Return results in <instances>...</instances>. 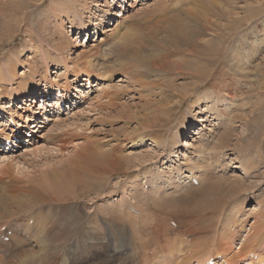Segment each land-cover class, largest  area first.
<instances>
[{
    "label": "rangeland",
    "instance_id": "1",
    "mask_svg": "<svg viewBox=\"0 0 264 264\" xmlns=\"http://www.w3.org/2000/svg\"><path fill=\"white\" fill-rule=\"evenodd\" d=\"M151 10L157 12L151 14ZM175 18L191 21L190 28L196 30L191 46L197 42L202 44L197 47L198 51L189 50L185 56L176 54L172 59L185 57L179 60L189 62L187 66L192 67L191 61L206 59L201 54L212 48L217 50L213 62L209 63L212 72L189 76L188 69L182 73L173 69L163 75L147 77L144 80L151 83L141 86L130 75L133 73L130 69L120 68L119 59L122 58L119 54L100 53L94 60L96 66L91 67L94 69L92 77L86 78L89 67L81 62L90 61L91 57L80 59V56L90 51L97 37L101 36L98 40L103 38L102 42L105 38L112 39V31L105 29L127 24L130 32L136 33L146 31L154 22L169 29ZM70 21L83 32L74 31V37L67 34H72ZM55 31L63 37L66 35L62 51L55 46L56 41L63 40L52 35ZM262 34L264 0H0V86L4 83L8 88L6 93L0 88V118L4 115V119L10 118L15 126L24 127L17 148L6 153L8 160L0 162V171L5 170L0 173V179L14 176L21 185L36 187L39 182L52 185L50 172L54 170L66 178L64 171L69 164L66 191L56 201H41L28 195L22 212L18 211L21 208L18 204H7L10 201L4 198V183L0 180V264H35L40 260L43 264L44 255H49L51 264H178L184 260L178 248H188L179 238L189 241L196 234L184 233L186 224L180 222L177 215L162 213L150 200L156 196L152 193L158 188L159 197L179 202L178 198L203 182L202 164H209L213 175L224 177L225 184L240 180L236 185L241 187L236 193H229L231 198L224 207V214L220 215L226 222L231 207L240 211L234 217L229 216L231 221H238L232 227L237 235L231 244L233 251L237 250L243 238L240 235L252 233L250 224L264 220V108L257 109L259 105L264 107V86L260 85H264L261 78L264 71L263 75L252 71L258 65L264 70V46L257 56L246 59L247 76H240L238 69H233H237L233 71L237 78L233 85L241 84V90L237 89L241 97L235 107L227 105L225 118L215 116L214 110H202L205 103L208 107L213 105L214 95L209 101L203 99L216 89L214 80L218 85L222 82V88L227 86L222 77L232 72L230 64L235 66L233 51L239 55V64L245 63L242 54L250 46L245 44ZM165 48L167 52L171 49ZM157 51L150 49L151 53ZM216 72L218 77H215ZM245 78L250 88L244 86L242 80ZM190 81L192 84L187 86L186 82ZM43 88L50 92L44 98L46 107L39 100ZM31 89L32 92L26 93ZM10 91L18 96L5 95ZM103 91L110 93L111 99L102 94ZM62 92L69 101L59 109L56 106L62 98L56 95ZM36 99L39 106L34 104ZM216 104L223 106L220 101ZM28 121L29 127L25 126ZM196 126L200 133L192 135ZM10 130L9 126L0 127V134L9 137ZM150 131L162 136L160 145L151 142ZM227 131L228 145L219 148L220 151H209L217 137ZM60 135L62 142L56 141ZM183 140L194 144L184 147ZM95 141L103 144V151L115 147L118 156L128 155L133 160L126 167L120 159L114 170L95 175L94 180L104 184L96 189L85 184L84 179L89 176L83 174L82 166L71 165L82 146ZM210 141L204 153L197 151L202 142ZM247 163L252 166L249 171L245 168ZM73 172L80 174L83 181L73 178ZM37 190L42 195L51 192ZM137 194L142 200L148 199L147 203L133 196ZM257 200L260 203L255 205ZM114 211L121 217L108 216ZM39 219L53 220L48 232L38 229ZM144 220L151 225L164 224L169 239L142 252L141 260L138 255L134 258V254L148 239L139 228ZM131 221H134L135 230L139 229L138 232L133 230L134 234L128 224ZM55 223L61 227V233H55L58 226ZM7 241L12 244L9 246ZM258 251L255 260L264 259V249ZM32 253L40 256V260L31 259L30 256H35Z\"/></svg>",
    "mask_w": 264,
    "mask_h": 264
},
{
    "label": "bare ground",
    "instance_id": "2",
    "mask_svg": "<svg viewBox=\"0 0 264 264\" xmlns=\"http://www.w3.org/2000/svg\"><path fill=\"white\" fill-rule=\"evenodd\" d=\"M64 5L65 4H63V6ZM161 6H162V4H161ZM161 6H159V7H161ZM65 7H66V5H65ZM159 7H157L156 10ZM67 8L69 9L68 6H67ZM147 12H149V11H147ZM155 12H157V11L151 10V14H154ZM161 13H164V11L163 12L161 11ZM168 18L169 17H167V19ZM164 20H165V18H164ZM190 22L191 21H189V20L185 21L184 18H175L169 29L165 28V25L159 26V25H156L154 22V25H152V27H150V28H146V31H137L136 33L130 32L129 26L127 24H124L125 26H123L124 31L123 30L119 31V29H122L123 27H120L117 25H115L116 26L115 29L114 28L111 29L110 27L105 29V27H103L102 29H105L104 31H112L110 34L112 39L108 40L104 37L105 39L102 42L103 38H100V40H98V38L101 36L97 37L94 40L95 42L92 45V48H90V51H88L87 53H82L80 56V59H88L89 57H91L90 61L84 60L81 62V63L86 62V65L88 64V67H89L86 70V72H87L86 78L89 79V77H92V75L94 73L93 72L94 69L91 67L96 66V62L94 63V60L97 57H99L98 55L100 53L102 55H107V54L109 55V53H111L110 55H112V53L113 54L114 53L119 54L122 58V59H119L120 68H124V70H126V71H128V69H130L133 72V73H130V75H133V77L132 76L131 77L136 79L137 83L141 86L148 85L151 83L149 81L144 80L147 77H150L153 75H163V74H166L168 71L173 70V69H177L178 73H182L183 70L188 69L191 71V72L186 73L189 76H192L193 74L198 75L199 73L205 74V73H208V71L212 72L213 70L210 69L211 64H209V63H212L213 62L212 59L216 57L217 50H215V49L211 48V49L207 50L206 53L201 54L202 56L206 57V59H196V62L191 61L190 63H193L192 67L187 66V64L189 62H187L185 60H181V61L179 60V59H185V57H181L178 59H172V57H171V56L176 55V54H183L185 56L189 50H191L192 52H196V51H198L197 47H199L202 44V43L197 42V44L191 46L192 42H193V38L195 37V34H196V30L194 28H190ZM112 25H113V23H112ZM70 28L71 29L69 31L72 32V34L69 32L67 34H69L71 36H73L74 31H77L80 29V27L79 28L76 27V23L74 21H70ZM84 29H86V28H84ZM125 30H126L127 34H125ZM55 32L52 33V35H54V37H58V39H63V40H60L58 42L56 41V44H55L56 47L60 48V49H58V51H62L64 49V43L63 42L66 41L65 40L66 35H65V37H63L64 35L62 33L61 34L63 36L60 34H57L58 33L57 31H55ZM82 32H83V30L80 29L78 33H82ZM163 32H165V33L163 34ZM56 34H57V36H56ZM76 38L77 37H75L74 40ZM254 38H256V39L254 41H253V39L251 40V42L253 41L252 44H251V42H248V44H245V45L251 46V47L249 46V48L245 52H243V54H242L244 59H245V61L243 60V62H245V63L239 64V62H240L239 55L235 51H233V56L235 58V66L230 64V66L233 67L232 72L230 70H229L230 72H228V70H226V72H228V74L225 73L226 75H224L222 77V81H224L227 84V86L225 88H222V86H221L222 82H219V85H218L217 80H214V84L216 85V89H214L211 92H209L208 94H206L205 98L203 99L205 101H209L212 97L211 95H214V98H213L214 103L212 106H209V107L205 103L204 104L205 108H203L202 110H205V109L214 110L215 116H219V117L224 116V118H225V115H226L225 111L228 110V106L233 105V107H235L237 105L236 103L238 102V99L240 100V97H241V94H239L240 97L238 96V94H237L238 90L237 89L241 88L240 87L241 84L233 85L234 82L237 80V78L235 79L236 75H235V73H233V71L236 72V70L238 69V72L241 74L240 76H247L245 72H247V67L249 64H248V62L246 63V59H252L253 57L257 56L258 53L260 52V50L262 49V47L264 46V44H263L264 34H262L258 37L256 36ZM53 39L54 38H52L50 40L53 41ZM165 46H169V47H171V49L167 52ZM150 49H157L158 51L151 53ZM229 54L231 57V52ZM262 57H264V54L262 55ZM43 59H46V57L43 56ZM130 61H132V62H130ZM234 68H237V69L233 70ZM151 69H154L155 71H151ZM252 71H259L263 75L264 70L260 69L259 65H258V67H256ZM144 72H147V74L144 75ZM154 72H156V74H154ZM216 73L217 74L215 75V77H218L219 74H218V72H216ZM254 75H255V73H254ZM263 77H261V78L264 80ZM246 78H245V80L243 79L242 82L244 81L243 84L247 89V87L250 88V85H248L249 83H248V81H246ZM251 78H254V77H251ZM262 79H260L261 83H262ZM186 83L188 86V85L192 84V81L186 82ZM236 83H238V82H236ZM263 83H264V81H263ZM97 85H99V84H97ZM202 85H205V83H202ZM260 85L264 86L263 84H260ZM193 87H196V85H193ZM0 88H1V91L3 93H6L8 91V88L4 83H2ZM64 88L66 91V89H67L66 86H64ZM210 88H212V85H210ZM32 90L33 89L27 91L26 93L32 92ZM103 92L104 93H102V94L106 95V97H108V99H111L110 98L111 96L109 95L110 93L108 94V92H107L105 94V91H103ZM49 93L50 92L45 90V89L40 92L39 100L40 101L42 100L43 104L46 103V101L44 99L46 97L45 95L46 94L49 95ZM162 93L165 96L168 95V93L165 90H162ZM63 94L64 93H58V95H56V96L63 98V96H64ZM66 94L67 93H65V95ZM5 95H9V97L18 96L17 93L11 92V91ZM174 95L171 98H173ZM226 99H228V100L234 99V101L232 100L228 103L227 101H225ZM64 100H65V103L69 101V99L67 97H64ZM218 101L222 102L223 106H218L216 104ZM59 105L61 106V102H59V104L57 106H59ZM263 108L264 107L261 105H259V107H257L258 110H261ZM231 113H232V111H231ZM2 117L3 118H0V123L2 125H6L5 121H4V115H2ZM6 119L9 120L10 118H6ZM149 122H144V123L148 125ZM193 130L194 131L192 132V135L200 133L198 131L197 126ZM2 135H5V134L1 133L0 138L3 137ZM60 137H61V135L59 136V139H57L56 141L62 142L63 138H60ZM161 137L162 136H160L158 134H153L151 131L149 132V138L151 139L152 143L160 145L162 142ZM139 139H141V138H139ZM27 140L28 139H26V141ZM228 140H229V132L227 131V132L221 133V135L219 137H217V141H215L213 143V145L208 150L212 151V149H217L220 151L219 148L228 145L227 144ZM211 142L212 141L202 142L201 147H199L197 149V151L199 153H204L207 150V146H209L211 144ZM99 143L100 142H98V141L88 142L87 144L82 146L81 151L78 153V155H76L75 158L72 159V162H71V165H74V166L80 165V167L82 166L83 174L84 175L88 174V176H89L88 178L91 177V179L87 178V180H86L80 174L73 172L72 176H75L73 178L82 179V181L84 179L86 182L85 184H89V185H91V187H94L95 189L97 187H99V184H101L100 181L94 180L95 175L101 176L106 171H111L112 169L114 170L115 167H117L118 162H120V159H122L121 161H123V163H126V167L129 166L130 162H133L132 158H130L128 155L118 156L115 152V147L114 148L112 147L113 149L111 148L108 151H103V149H102L103 144L99 145ZM60 144H62V143H60ZM193 144L189 140H183V146L184 147H190ZM12 145H14V143H12ZM204 146H206V148ZM0 150H3V149L0 148ZM105 150H107V149H105ZM215 156L213 158H215ZM6 157H7L6 155L2 154V157H0L2 160L0 159V162H4L5 160L9 159ZM183 157H184V155H183ZM136 159L139 162L141 160L140 157H138ZM194 163L196 164V162H194ZM68 166H69V164L67 165V167L64 171V174H66V178H63L64 177L63 174L61 176L58 172H56L54 170L50 172V177L52 178V180H51L52 185H49V184L43 183V182H39L36 185V187L29 186L28 184L21 185L14 178V176L13 177L8 176V179L7 178H4V179L2 178L3 180L0 179L4 183V186H3L4 198L7 197V199H9V201H10V202L6 201L7 204H12V205L18 204L21 207V208H19L18 211H21V210H23L22 208L24 207V205H23L24 201L28 200V198H27L28 195H31V196L36 197V198L38 197L41 201H46L47 199L56 201L57 197L59 195H62L66 191L64 189V187L69 185V177H67L69 175V167ZM200 167L203 171L201 173V177L203 179V182H201L200 185L198 186V188L194 189L193 191H190L188 193H184V195L182 197L177 199L179 202H177V201H170L169 202L168 200H166L169 198L159 197L161 195V192L157 188V186L155 187V189L157 188V190H155L154 192L152 191L153 197L156 195L153 199L150 200V202L151 201L153 202L151 204H154V207L159 206L161 212L164 214L170 213L171 215H177L180 219L179 221L180 222L183 221V223L186 224V226H185L186 229L185 228L183 229L184 233L188 234V232H189L192 234H196L195 237L193 236V238L189 241H184V239L179 238L181 241L187 243L188 248H185L184 250L178 248V252L182 253V256L184 259L182 261H179L178 264H191L193 259H194L193 262H195L196 264H206L207 260H209L210 258H213V264H224V263L242 264L243 261H245V260H247L246 264H255V263L256 264H264V259L255 260L257 257V251L264 249V220L256 221L253 224L251 223L250 229H253L252 233H247L246 234L247 236L246 235H244V236L240 235L243 237L241 239V244L237 250L233 251L231 244H232L233 239H235V236L237 234H236V230L232 229V227L235 226L234 224L237 220L234 219L233 221H231L229 216L234 217L240 211L238 209H235V206H233L229 210L230 212H229L228 216L226 217V222H224L223 219H220V215L224 214V211H225L224 207L227 205L226 203L231 198V196H229V193L230 194L236 193L239 190V188L241 187L240 185H236V183L239 182L240 180L238 179L239 181H237V182L231 181V182H228V184H225L223 182L225 180V178L224 177H217V176L213 175V173L211 172V167L209 166V164L206 166L205 165L203 166V164H202V166L200 165ZM245 168L249 171L252 169V166L248 165V163H247V165H245ZM3 171L4 172L0 171V173H5V170H3ZM248 171H247V173H250ZM210 173H211V175H210ZM180 178H181V176L178 177V179H177L178 182L181 181ZM101 185H104V184H101ZM36 188L41 189V190H46V191H47V189H49L51 192L47 193V195H42V193L39 192ZM205 191H208V194ZM183 192H185V190ZM165 194H164V196H165ZM133 196L138 198L139 201H144L145 203H147V201H148V199L142 200L141 198H139L138 194L133 195ZM171 200H173V199H171ZM259 203H260V201L257 200L255 205H258ZM30 209H32V208H30ZM108 214H109L108 215L109 217H118L119 218V216H120V214L118 212H115V211L112 213H108ZM110 214H114V215H110ZM151 215H153V214H151ZM131 220H132V217H131ZM147 220H144L143 222H141L139 228H141V230L144 232V235L148 239H147V241L145 240L146 243H144V245L139 244L140 248H139V250H136L135 254H134V258H137V255H138V257L141 260L143 259V256H144L142 252H146V250L148 252L149 250H152L160 241H165V240L169 239V238H167V235H166L167 227L164 226V224L151 225L152 220L151 219L148 220L151 223H149ZM155 221L157 222V220H155ZM52 223H53L52 219H43L42 221L39 219V222L37 223L39 225V227L38 226L37 227H38V229H41L42 231L48 232V230H50V225ZM60 223H62V222H60ZM128 224L133 228V229L130 228L131 234H134V231H137V232L139 231V229L135 230L134 221H131V223H128ZM178 224H180V223H178ZM55 225H58V224L55 223ZM60 225H62V224H60ZM143 226L145 227V229H147L146 231H144L145 229L143 230ZM54 231H55V233H56V231L61 233V227H59V225H58L54 229ZM214 232H216V233H214ZM138 237H139V235H138ZM139 238H142V237H139ZM142 241H144V240H142ZM10 242L7 241V244L9 246H10V244H12ZM4 243H6V242H4ZM142 244H143V242H142ZM0 245H2V244H0ZM145 246H148L147 247L148 249H146ZM137 248H138V246H137ZM11 251H12V249H11ZM45 251H48V249H46ZM49 252H47V253H49ZM132 252H134V251H132ZM258 253H259V251H258ZM32 254H34V253H32ZM43 257H44L43 258V264H51L49 255H46V256L44 255ZM30 258L33 260H38V261L40 260L39 259L40 256L38 258V257H36V255L30 256ZM214 258H217V260H214ZM218 260L219 261L223 260V261L219 262ZM137 261H138V259H137ZM35 264H41V260L39 261V263H35Z\"/></svg>",
    "mask_w": 264,
    "mask_h": 264
}]
</instances>
